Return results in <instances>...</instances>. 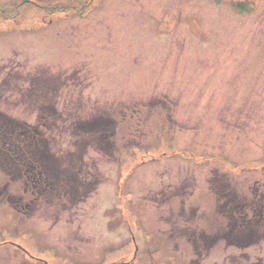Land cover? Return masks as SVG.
Wrapping results in <instances>:
<instances>
[{"label":"rangeland","instance_id":"rangeland-1","mask_svg":"<svg viewBox=\"0 0 264 264\" xmlns=\"http://www.w3.org/2000/svg\"><path fill=\"white\" fill-rule=\"evenodd\" d=\"M20 1L0 0V116L42 133L46 173L30 189L0 172L19 208L39 194L32 221L0 200V264H127L120 222L151 264H189L179 203L190 196L177 187L194 183L215 216L210 185L218 214L226 195L254 225L227 216L237 244L201 264H264V0H93L89 12L88 0ZM46 194L77 218L45 227Z\"/></svg>","mask_w":264,"mask_h":264},{"label":"trees","instance_id":"trees-1","mask_svg":"<svg viewBox=\"0 0 264 264\" xmlns=\"http://www.w3.org/2000/svg\"><path fill=\"white\" fill-rule=\"evenodd\" d=\"M91 1L93 0H88L87 6ZM235 7L239 12L245 10L243 3H237ZM0 130V167L19 175L25 174L23 177L30 183L34 177L43 175L46 157H43L45 145L41 141L40 133H36L33 128L18 126L2 117ZM28 174L29 178L26 177Z\"/></svg>","mask_w":264,"mask_h":264},{"label":"flooded vegetation","instance_id":"flooded-vegetation-1","mask_svg":"<svg viewBox=\"0 0 264 264\" xmlns=\"http://www.w3.org/2000/svg\"><path fill=\"white\" fill-rule=\"evenodd\" d=\"M26 177L29 178L30 177V174H28ZM4 191L5 190H3V189L0 190V200L1 199H7L10 204H12L14 207H16V208H14L15 211L18 214H20L21 216H23V217H27V218L29 217V218H31V217L34 216V214H35L34 213L35 212L34 206L32 208H30V205H34V202H36V199L32 198L29 201L28 204H26V205L25 204H23V205L21 204L20 205L21 207L19 208L18 205L20 204V198H16V197H13V196L5 197L7 194L4 193ZM16 203H17V205L15 206L14 204H16Z\"/></svg>","mask_w":264,"mask_h":264}]
</instances>
